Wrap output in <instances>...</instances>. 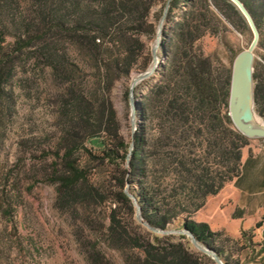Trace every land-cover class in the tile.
Wrapping results in <instances>:
<instances>
[{"label":"trees","instance_id":"1","mask_svg":"<svg viewBox=\"0 0 264 264\" xmlns=\"http://www.w3.org/2000/svg\"><path fill=\"white\" fill-rule=\"evenodd\" d=\"M154 1H159L162 9L167 2L47 0V15L44 13V5L39 3V20L22 15L18 23H14L17 6L15 1L0 0V81L7 78L9 69L15 65L17 58L27 54L28 48L35 44L37 56L49 63L53 77L68 83L58 106L61 136L50 182L57 184V204L61 208L75 204L89 205L95 201L99 203L107 197L113 201L108 240L127 245L125 264H216L206 253L191 250L189 237L185 234L160 235L143 227L141 232L138 231L141 225L136 222L134 205L124 191L125 183L137 184L130 192L140 205L143 219L156 228L167 229L180 214L185 213L180 223L182 229L188 230L198 242L222 257L221 249L216 244L230 238L220 231H212L207 223L196 222L191 217L204 205L208 195L218 193L223 180L218 181L215 175L202 171L197 175L195 184L186 192L185 198L175 199L171 203L161 196L158 186L147 181L150 141L146 138L144 128H139L132 134L130 150V143L119 140L117 136L116 113L108 94L114 80L129 76L137 62L142 48L137 34ZM241 1L254 18L248 3ZM214 8L227 18L232 13L246 24L229 0L169 1L166 17L173 19L175 9H180V12L168 35L167 63L158 71L159 79L151 87L141 108L144 113L148 110L156 112L159 121L161 136L151 146L161 145L162 135L169 139L178 132L184 135L191 129L195 119L201 122L208 119L210 129H216L223 122L227 124L231 141L226 153L232 159L231 170L237 176L241 163L240 148L249 138L233 128L228 116L230 74L218 70L208 55L195 49L196 41L205 32L217 35L223 30L221 19ZM46 17L47 24L44 23ZM10 27L12 32L7 31ZM54 39L70 41L90 56L99 75L100 87L97 92L85 93L76 86L78 68L61 51L58 41ZM253 78L255 109L264 115L263 66L256 70L254 64ZM128 91L129 88L125 93L127 99ZM220 107L225 110L222 116ZM109 137H113V140ZM107 139L110 143H107ZM127 156L128 167L119 171L116 183L109 187L92 180V164L108 163L118 170L121 163L126 162ZM179 156L175 162L184 167V155ZM122 205L128 209L127 224L130 225V230L123 227L116 217ZM228 259L229 257L225 264H239L238 260L228 262ZM88 263L111 264L105 253L96 246L88 249Z\"/></svg>","mask_w":264,"mask_h":264},{"label":"rangeland","instance_id":"2","mask_svg":"<svg viewBox=\"0 0 264 264\" xmlns=\"http://www.w3.org/2000/svg\"><path fill=\"white\" fill-rule=\"evenodd\" d=\"M14 1L17 5L14 23H18L22 15L39 20V3L44 5L47 15V0ZM245 1L254 14L253 19L260 33L259 43L254 50V64L258 70L264 67V0ZM214 10L221 19L223 30L217 35L205 32L196 41L195 49L208 55L218 70L230 74L234 56L248 46L252 35L246 24L234 14L226 11L230 15L227 18L216 8ZM162 11L161 3L154 1L137 34L142 45L137 62L129 76L114 80L108 96L116 113L118 139L131 143L132 134L144 128L146 138L150 141L147 181L158 186L161 196L174 203L175 199L185 198L186 192L202 171L215 175L218 181L223 180V186L235 174L231 170L232 159L226 153L231 141L230 128L224 122L216 129H210L208 119L204 122L195 119L191 129L184 135L178 132L172 134L170 139L162 135L161 145L151 146L161 136L159 121L156 112L148 110L144 113L141 106L159 79L158 71L167 63L168 35L180 9L173 11V19L165 17L163 21L155 52V68L134 85L132 113L125 96L126 89L134 76L154 65L152 48ZM44 23L47 24V17ZM7 31L12 32L13 29L10 27ZM57 41L61 51L78 68L76 86L85 93L97 92L100 87L99 75L94 61L70 41ZM28 51L17 58L7 78L0 81V264H89L88 249L92 246L100 248L111 264H125L127 245L108 240L112 223L111 208L114 206L110 198L68 208H61L57 204V184L50 182V173L56 161V148L61 136L58 106L68 83L53 77L49 63L37 56L35 44ZM224 113V107H220V115ZM255 113L264 123V115L259 114L257 109ZM180 136L183 138L180 139ZM109 139L113 140V137ZM107 143H110L108 139ZM87 146L91 147L90 144ZM244 148L250 152L264 148V138L249 139L240 151ZM182 154L184 167L175 162ZM168 159L173 162L168 163ZM126 166L128 162L121 163L117 170L108 163L92 164L91 178L110 187V184L116 183L119 171ZM124 187L130 192L137 184L128 182ZM185 215L180 214L167 229H182L181 218ZM116 217L123 227L130 230L126 206H120ZM136 222L141 225L138 231L141 232L142 227L147 229L141 222ZM189 242L191 250L203 252L191 243L190 238ZM253 245V241L245 245L234 239L216 244L221 249L222 257L219 258L223 264L228 257V262H253L249 252Z\"/></svg>","mask_w":264,"mask_h":264},{"label":"crops","instance_id":"3","mask_svg":"<svg viewBox=\"0 0 264 264\" xmlns=\"http://www.w3.org/2000/svg\"><path fill=\"white\" fill-rule=\"evenodd\" d=\"M191 218L245 245L253 241L249 264H264V148H244L238 175L209 196Z\"/></svg>","mask_w":264,"mask_h":264},{"label":"water","instance_id":"4","mask_svg":"<svg viewBox=\"0 0 264 264\" xmlns=\"http://www.w3.org/2000/svg\"><path fill=\"white\" fill-rule=\"evenodd\" d=\"M169 1L167 0L162 14L160 16L155 45L152 48V55L154 65L150 67L149 70L140 72L138 75L134 76L131 80L129 91H128V100L131 106L132 113L134 111V100H133V87L137 83V81L145 76H147L156 65V48L159 44V39L161 35V28L163 21L166 17L167 10L169 7ZM239 11L242 17L245 20L247 27L251 31V40L248 46L242 50H240L233 58L231 70H230V81L228 88V102H227V110L228 116L232 123V126L235 130L241 133L243 136L254 139V138H264V125H260L256 121V113L254 109V50L259 43L260 33L258 27L251 15L250 11L244 5L241 0H229ZM132 147V143H130L129 150ZM129 157H126V162H128ZM128 185V182L126 183ZM124 191L126 195L131 199L134 205V217L137 221L141 222L148 230L153 231L155 233L164 235L169 234L171 232H177L180 234H185L190 238V241L197 248L202 250L204 253L209 255L216 264H223L219 256L206 245L198 242L196 238L186 229H160L150 225L148 222L144 221L141 217V209L140 205L137 202L136 197L124 187ZM261 234L264 238V225L261 230Z\"/></svg>","mask_w":264,"mask_h":264},{"label":"bare ground","instance_id":"5","mask_svg":"<svg viewBox=\"0 0 264 264\" xmlns=\"http://www.w3.org/2000/svg\"><path fill=\"white\" fill-rule=\"evenodd\" d=\"M256 121L260 124V125H264V123L261 121V119L259 117L256 116Z\"/></svg>","mask_w":264,"mask_h":264}]
</instances>
